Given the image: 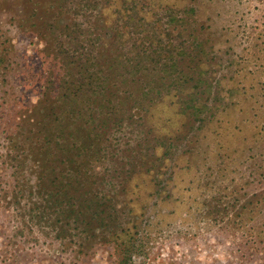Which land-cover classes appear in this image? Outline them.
I'll return each instance as SVG.
<instances>
[{"label": "rangeland", "instance_id": "374dc122", "mask_svg": "<svg viewBox=\"0 0 264 264\" xmlns=\"http://www.w3.org/2000/svg\"><path fill=\"white\" fill-rule=\"evenodd\" d=\"M123 1L105 3V23ZM74 2L0 0V264H264V0H136L148 20L190 13L188 84L139 123L88 125L105 152L91 166L57 161L70 153L59 138L46 146L37 121L60 63L50 25L77 17L85 33L101 30ZM84 193L98 200L95 219Z\"/></svg>", "mask_w": 264, "mask_h": 264}, {"label": "trees", "instance_id": "16d2710c", "mask_svg": "<svg viewBox=\"0 0 264 264\" xmlns=\"http://www.w3.org/2000/svg\"><path fill=\"white\" fill-rule=\"evenodd\" d=\"M132 1V4L127 0L123 1V5L115 10L116 16L109 24L104 22L102 13L105 3L112 4L114 0L74 2L75 6L77 4L74 15H85L89 18L97 12V22L101 25L97 37L92 35V31V36L85 33L83 22H79L77 17L73 21L62 19L61 22L65 24L63 27L58 21L50 25L52 30L60 28L58 37L54 38V43L60 50V63L56 61L58 72L53 70L44 95H40V99L49 97L51 106L44 107V99L36 108L41 111L44 107L47 110L37 120L39 124L44 121L46 124L44 126L49 135L45 145L52 143L48 140L50 137L59 138L56 145L70 153L61 157L58 153L57 161L74 155L83 157V160L87 159L89 166L96 164L101 161L105 152L103 148H96L98 135L92 136L93 132H90L92 130L88 125H95V129L107 128L112 123L122 125L125 116L132 123H139L135 120L136 116L142 120L141 112H151L159 98L164 96V92L169 94L188 84V72L180 69V62L192 49L190 36L194 34L188 33L191 29L190 19L188 20L190 13L186 10L180 12L168 9L162 16L148 20L143 15L144 7L140 9L135 3L136 0ZM59 11L64 10L61 7ZM170 73L172 81L167 87L164 80ZM67 122L70 123L65 124ZM57 132L61 134H56ZM67 135L74 138L70 146L60 144V137L63 136L65 143L69 142ZM73 147H78L79 152L75 154ZM49 149L53 150V147ZM90 153L91 159H88ZM53 154L51 152L49 157L53 158ZM49 170L56 173L61 167L58 165L54 170L51 166ZM91 170L93 169L90 168ZM81 171L83 170L78 169V172L82 173ZM88 171L89 168L84 170L86 173ZM75 174L76 169L70 176ZM55 181L56 179L52 182ZM71 185V182L67 184ZM79 185L78 181L77 187L74 186L76 192L81 189ZM85 194L87 193L83 194L79 205L86 211L84 215L90 213V219H95L101 210L96 204L98 200L95 197L84 198ZM55 195L63 194L58 189L52 194ZM68 201L71 205V198ZM130 252L128 248V255Z\"/></svg>", "mask_w": 264, "mask_h": 264}]
</instances>
